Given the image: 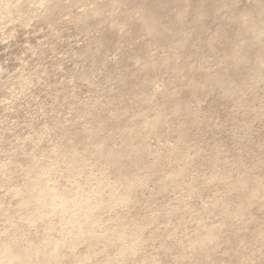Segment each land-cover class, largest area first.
<instances>
[{"label": "rangeland", "instance_id": "374dc122", "mask_svg": "<svg viewBox=\"0 0 264 264\" xmlns=\"http://www.w3.org/2000/svg\"><path fill=\"white\" fill-rule=\"evenodd\" d=\"M53 2L0 45V264H264V0Z\"/></svg>", "mask_w": 264, "mask_h": 264}, {"label": "clouds", "instance_id": "9594fccd", "mask_svg": "<svg viewBox=\"0 0 264 264\" xmlns=\"http://www.w3.org/2000/svg\"><path fill=\"white\" fill-rule=\"evenodd\" d=\"M54 7L53 0H16L15 3L0 0V45L5 46V50L10 46V41L15 37V34H10L9 31L12 25L27 17V23L24 26L28 27L33 20L51 15ZM26 74L27 69L23 65L16 72H11L6 66L0 65V77L12 79Z\"/></svg>", "mask_w": 264, "mask_h": 264}]
</instances>
